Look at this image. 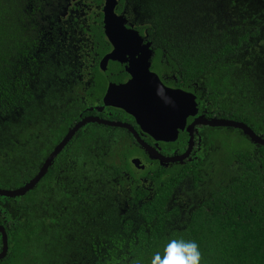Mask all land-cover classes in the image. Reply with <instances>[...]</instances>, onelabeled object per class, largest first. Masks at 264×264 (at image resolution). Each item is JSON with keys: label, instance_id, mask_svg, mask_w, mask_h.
Wrapping results in <instances>:
<instances>
[{"label": "flooded vegetation", "instance_id": "obj_1", "mask_svg": "<svg viewBox=\"0 0 264 264\" xmlns=\"http://www.w3.org/2000/svg\"><path fill=\"white\" fill-rule=\"evenodd\" d=\"M117 1L116 13L123 16L128 29L138 32L143 39L140 55H145V46L149 43V71L156 74L165 87L182 93L178 98L177 124L173 125H181V128L174 139L173 133L163 136L165 139H157L144 132L131 114L105 104L109 77L117 75L127 82L132 78V67L129 63L110 62L107 71L101 68L103 58L113 50L105 33L104 36L97 33L98 29L104 32V0H30L34 8L30 7L29 13L37 27V41L35 51L27 54L20 66L14 67L18 73L14 81L21 87L23 102L17 117L8 115L0 122V147L6 150L4 156L9 159L5 163L0 161V171L9 170L6 165L12 163V169L24 170L17 174L22 186L26 185L43 169L68 133L82 121L89 122L74 133L35 186L34 189L40 191L51 190L52 194L39 193L42 200H36L34 207L38 219L36 231L28 234L23 226L25 241L13 239L19 222L12 207L6 206L5 199L21 200L34 189L16 198L0 196V226L5 231V234L0 231V264L23 263L24 259L18 256H23L21 244L29 251L27 257L39 253L40 259L51 254L48 250L53 243L48 242L47 236H56V170L61 168L57 163L64 160L69 162L70 169L78 161L90 167L95 160L116 162L115 168L96 181L109 184L115 205L107 204L104 214L111 217L108 220L119 223L128 219L142 222L133 217L136 208L157 197L164 185V223L177 230L185 229L195 213L211 214L215 201L223 200V190H228L224 201H233L231 185L243 171L253 188L264 191V145L233 125L205 124L245 125L264 140V0ZM206 13L212 20L216 18L210 28L217 45L213 59L215 96L212 98L208 97L204 85L205 75L202 73L195 81L190 80L186 73L178 71L177 64L172 65L165 43L156 42L157 38L162 41L174 38L177 44L187 45L185 32H194L191 29L194 26L198 30V46L204 45L203 14ZM194 15L202 16L191 21ZM101 37H105L109 45V51L102 56L98 51L105 49L99 40ZM227 46L232 49L223 55ZM222 61L228 66L223 67ZM61 65L65 68L59 73L57 67ZM133 66L139 72L140 67ZM184 94L192 95L194 100L184 99ZM92 134L95 137H90ZM142 142L152 148L158 158H151ZM238 146L245 152L244 167L238 164ZM12 151L21 154L12 156L9 154ZM17 158L21 162L18 167L10 161ZM135 159L139 160L137 164ZM122 162L124 166L120 168ZM31 172H34L32 178L23 180L22 177ZM83 172L86 189L91 192L94 173L92 169ZM0 178L2 190L22 187L11 189L15 177L3 172ZM108 178H112V182ZM24 206L31 210L29 202ZM89 217L91 220L90 214ZM27 237L32 238L29 243ZM117 254L124 253L120 249Z\"/></svg>", "mask_w": 264, "mask_h": 264}, {"label": "trees", "instance_id": "obj_2", "mask_svg": "<svg viewBox=\"0 0 264 264\" xmlns=\"http://www.w3.org/2000/svg\"><path fill=\"white\" fill-rule=\"evenodd\" d=\"M30 7L34 8L30 0H0V122L8 115L17 117L22 106L23 93L18 82L14 81L18 77L14 67L20 66L23 58L35 51L38 31L33 23L34 17L29 13ZM203 15L206 26L204 45L198 46V30L194 26H191L194 32H185L187 45L177 44L174 38L172 41L157 38L156 42L165 43L172 65L177 64L178 71L186 73L190 80L195 81L203 73L208 97L212 98L215 96L213 59L216 57L214 48L217 45L211 33L214 31L210 28L216 18L212 20L208 13ZM200 16L194 15L191 21ZM97 33L104 36L102 29H98ZM99 40L105 46L104 51L98 50L102 56L109 51V45L105 37ZM231 49L227 46L222 54L227 55ZM222 65L227 67L228 63L222 61ZM63 68H65L63 65L57 67V72H64ZM90 137L95 135L92 134ZM9 154L14 156L21 153L12 151ZM236 154L240 157L238 164L244 167L247 159L243 148L238 146ZM4 155L6 150L0 147L2 163L9 160ZM18 158L10 160L15 162L16 167L21 164ZM11 164L6 165L9 170L0 172L15 177L14 186L11 187L13 189L22 186V179L17 173L24 170H14ZM57 164H60L61 168L56 170V236H47L48 242L52 240L53 243L48 252H52L40 259L39 253L27 257L29 251L25 244H21L23 256L18 255L24 259L21 264H151L154 254L160 252L163 255L164 248L171 239L196 242L202 254L200 264H264V191L253 188L244 171L231 185L233 201H224L228 190H223V200L219 198L215 201L211 207V214L201 216L199 212L195 213L185 229L177 230L173 229V226L168 228L164 223L165 185L161 187L157 197L136 208L133 217L142 222L135 223L128 219L124 223H119L118 220H108L111 217L104 214L107 204L115 205L114 196L109 192V184L105 181H96L101 180L103 178L101 176L117 166L114 160L108 162L95 160L91 167L85 166L84 161H78L73 169L68 167L67 160ZM123 166L122 162L119 167ZM91 169L94 174L92 189L89 192L86 189L83 171ZM33 174L34 172H31V175L22 178L28 181ZM108 180L112 182V178ZM39 193L51 195L52 191L48 189L40 191L36 188L21 200L5 199L6 206L12 207L13 215L19 222L12 234L14 240L17 238L26 240L22 237L23 226L29 231L28 234L30 231L32 233L36 231L38 219L34 215V207L36 200H42ZM26 202L31 204V210L25 209ZM49 203L50 201H47V204ZM123 218L124 216H121V219ZM31 239L28 238L27 243ZM120 249L124 254L118 256Z\"/></svg>", "mask_w": 264, "mask_h": 264}, {"label": "water", "instance_id": "obj_3", "mask_svg": "<svg viewBox=\"0 0 264 264\" xmlns=\"http://www.w3.org/2000/svg\"><path fill=\"white\" fill-rule=\"evenodd\" d=\"M104 17L103 28L105 36L112 45V52L107 54L102 61L101 68L107 71L110 62L129 63L132 67V78L123 82L117 75L110 76V86L105 95L104 102L106 105L114 106L123 109L127 113L136 118L138 124L144 132L157 139H165L163 136L173 133V139L176 137L178 126L176 114L178 112V101L182 93L171 90L162 84L159 77L149 71L148 60L151 57V49L149 43H146L147 52L145 55H140L139 52L143 49L141 45L142 37L138 32L127 28L123 16L118 15L115 11L118 4L117 0H104ZM133 65L139 66V72ZM158 89L162 91L158 92ZM179 98V99H178ZM184 99L194 100L192 95L184 94ZM195 108V107H194ZM186 117V112H183ZM89 120L82 121L77 124L65 137V139L54 149L47 159L43 169L26 185L14 191H6L0 189V196L6 198H16L25 195L33 190L40 180L45 176L49 166L52 165L56 156L63 150L74 133ZM108 123V122H105ZM211 126H235L244 131L254 141L264 145V140L257 137L254 132L247 126L237 125L229 122H206ZM112 126H124L118 123H108ZM134 132V131H133ZM151 158H158L154 155L153 149L142 142ZM134 162L137 164L138 159ZM0 231L5 234V231L0 226ZM6 244V237L4 236Z\"/></svg>", "mask_w": 264, "mask_h": 264}, {"label": "clouds", "instance_id": "obj_4", "mask_svg": "<svg viewBox=\"0 0 264 264\" xmlns=\"http://www.w3.org/2000/svg\"><path fill=\"white\" fill-rule=\"evenodd\" d=\"M162 89H158V92ZM202 254L194 241L171 239L165 246L163 255L156 252L151 264H200Z\"/></svg>", "mask_w": 264, "mask_h": 264}, {"label": "bare ground", "instance_id": "obj_5", "mask_svg": "<svg viewBox=\"0 0 264 264\" xmlns=\"http://www.w3.org/2000/svg\"><path fill=\"white\" fill-rule=\"evenodd\" d=\"M17 190V189H16ZM6 191H14V190H6Z\"/></svg>", "mask_w": 264, "mask_h": 264}]
</instances>
